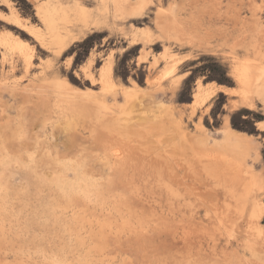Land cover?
Returning <instances> with one entry per match:
<instances>
[{"label":"rangeland","instance_id":"obj_1","mask_svg":"<svg viewBox=\"0 0 264 264\" xmlns=\"http://www.w3.org/2000/svg\"><path fill=\"white\" fill-rule=\"evenodd\" d=\"M11 4L37 24L31 4ZM145 10L136 25L153 30L149 45L123 49L126 38L103 31L57 53L0 3V34L32 51L26 67L0 44V264H264V213L249 220L264 182L247 189L241 173L236 186L229 170L239 163L264 181V108L242 110L223 92L193 98L198 81L236 87L230 52L250 32L264 40V0H153ZM108 58L113 88L97 78ZM226 126L240 141L223 138Z\"/></svg>","mask_w":264,"mask_h":264},{"label":"bare ground","instance_id":"obj_2","mask_svg":"<svg viewBox=\"0 0 264 264\" xmlns=\"http://www.w3.org/2000/svg\"><path fill=\"white\" fill-rule=\"evenodd\" d=\"M147 2H153V0H25V4L32 5L34 16L35 18H37L38 21L37 24H35L31 21H28L26 17L20 16L18 12L13 9L11 0H0L1 4L5 5L7 8L10 9L9 17L7 20H10V22H12V24H14L18 29L24 30L26 33L31 35L32 38L41 47L51 49L52 51L57 53L61 52L63 49L64 50L68 49L74 43L83 41L88 36L97 33L99 34L103 31H107L108 33L112 35L114 34L115 36H121L119 38H126V40H128L129 42V45L124 46L123 49L126 47L133 48L137 46L139 43L142 47L149 45L154 40L153 30L150 27H143L142 25L140 26L136 25L139 22V20L144 18L145 15L147 14L145 10ZM3 18L5 19L4 16ZM154 24L155 27L159 28V30L162 31V33L168 27L167 23L161 24L157 19L154 20ZM256 30H255L256 33H258V30L260 29L257 28ZM250 33L249 36L251 35ZM249 36L248 35L244 36L246 38L248 37L246 39V42L248 43L246 42L244 43L245 41L244 38L242 39L244 41L242 40L240 41L239 38L237 39L235 37H233L235 40L233 39L234 41H232L233 42L232 43L229 41L228 39L229 37H227V43L230 42L228 43V46L232 48L235 47L234 45H236L235 43L238 42L237 40L240 41L239 42L240 44H242L243 42L242 46L240 44L237 45L238 48L241 46L239 49L235 50L237 46L235 47L234 50L236 53H233V51L232 52L229 51L231 54L230 75L233 77L234 82L236 83V87L229 88L227 86H224L223 84L215 83L214 81H210L206 83L203 82L201 83L198 81L195 87V91L193 92V98L195 102L198 100L202 103L206 101L209 97L215 95L216 93L223 92L225 94L237 95L238 100L234 105H236L237 107H241L242 110L256 112L258 104H260L262 108H264V40L255 39L252 41V39L249 38ZM161 37L162 36L159 34V38ZM0 44L2 45L4 51H10L12 49L13 51L16 50L21 56L23 63L26 67L31 65L32 51L30 46L26 44L23 40H21L19 37L15 36V34L9 31L6 34H0ZM110 53L111 52H109V55ZM144 53H146V51ZM89 61H92V59H90ZM91 63L92 62H90V64ZM85 67L83 69H85ZM112 68H113L112 60L111 58H108L99 70V77L97 78H100L101 84L105 88H113L116 85V82L114 81V76L112 74ZM90 76L92 77L91 74ZM65 84L68 86V88L70 87L71 89H73V86L69 84V82H65ZM91 84L93 83L91 82ZM127 88L130 87H126L122 90L124 95H129V91L127 90ZM65 93L67 92L65 91ZM94 101L99 105L101 103L98 99V96L97 98L94 97ZM260 123L262 122H258L257 124L259 125ZM226 127L228 128V126ZM224 131L225 129L222 130V132ZM226 131L227 132H225L223 138L226 139L229 138L228 139L229 141L231 139L234 140L235 142L237 140L240 141V137L236 134V131L234 129L229 127ZM233 137L235 139H233ZM226 139L224 140L228 142V140ZM231 141L230 144L233 143V141L232 142ZM249 143L250 142H248L247 144L249 145ZM244 148L246 149V145ZM255 151L253 150V152ZM243 152L244 154H246L245 151ZM244 162L245 161H243L242 163ZM234 165H235L234 167L233 166L229 167L230 173L232 174V180H236V181L241 180L240 178L241 173H243L244 175L241 183L245 186V188L253 189V188H260L262 186L264 182L262 177L256 175L248 167L242 168L239 163H235ZM238 182L239 181H237V183ZM238 185H240V183H238L236 186ZM250 198L253 207L249 214L250 217L249 220L251 223L252 222L259 223V220L264 213V206L261 205V203L259 202V200L255 195H251ZM218 221L220 220L218 219ZM247 229L248 228H246V230ZM262 233L263 230L262 227L260 226L256 231V234L249 232V235L250 237L257 238L256 240H258V235L260 236V234L262 235ZM252 241L254 242V240ZM253 242L249 243L250 247L253 245ZM257 245L258 243L256 244V246ZM253 262L255 261L253 260Z\"/></svg>","mask_w":264,"mask_h":264},{"label":"snow or ice","instance_id":"obj_3","mask_svg":"<svg viewBox=\"0 0 264 264\" xmlns=\"http://www.w3.org/2000/svg\"><path fill=\"white\" fill-rule=\"evenodd\" d=\"M258 126L262 130L261 134L264 135V123H260Z\"/></svg>","mask_w":264,"mask_h":264}]
</instances>
